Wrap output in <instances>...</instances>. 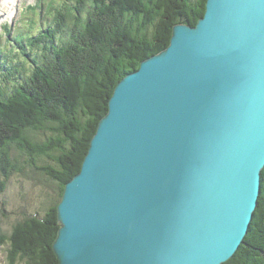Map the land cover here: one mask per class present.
<instances>
[{"label": "water", "instance_id": "95a60500", "mask_svg": "<svg viewBox=\"0 0 264 264\" xmlns=\"http://www.w3.org/2000/svg\"><path fill=\"white\" fill-rule=\"evenodd\" d=\"M66 183L59 264H222L264 168V0H207L116 85Z\"/></svg>", "mask_w": 264, "mask_h": 264}, {"label": "trees", "instance_id": "16d2710c", "mask_svg": "<svg viewBox=\"0 0 264 264\" xmlns=\"http://www.w3.org/2000/svg\"><path fill=\"white\" fill-rule=\"evenodd\" d=\"M206 3L57 0L48 4L45 25L18 33L8 53L0 48V59L11 60L9 76L17 74L11 85L7 76L0 79V194L13 173L27 169L56 190L44 214L27 215L10 233H0L8 264H59L53 250L57 206L66 183L82 168L116 85L170 44L176 24L196 25ZM22 56L32 63L30 71ZM222 264H264V168L244 242Z\"/></svg>", "mask_w": 264, "mask_h": 264}, {"label": "rangeland", "instance_id": "374dc122", "mask_svg": "<svg viewBox=\"0 0 264 264\" xmlns=\"http://www.w3.org/2000/svg\"><path fill=\"white\" fill-rule=\"evenodd\" d=\"M55 1L57 0H8L0 2V47L2 51L8 53L11 43L18 33L29 32L36 23L39 24V27L45 25L47 20L45 12L50 9L48 4ZM61 1L68 2L69 0ZM2 58L0 59V67H3V70H0V79L7 76L11 85L17 78V74L9 76L11 60L3 62L5 60ZM23 59L26 60L27 58L22 56ZM18 60L15 57V61L18 62ZM25 62L27 70L30 71L32 63L28 60ZM0 179L3 180L1 172ZM54 187L49 179L28 169L25 173H13L7 187L0 194V233H10L13 225L27 215L44 214L51 203V198L55 196ZM0 264H8L7 246L5 245L0 247Z\"/></svg>", "mask_w": 264, "mask_h": 264}, {"label": "bare ground", "instance_id": "6f19581e", "mask_svg": "<svg viewBox=\"0 0 264 264\" xmlns=\"http://www.w3.org/2000/svg\"><path fill=\"white\" fill-rule=\"evenodd\" d=\"M2 1H4V2H5V1H8V0H0V2H2ZM12 1H15V0H12ZM43 9H44V8H43Z\"/></svg>", "mask_w": 264, "mask_h": 264}]
</instances>
